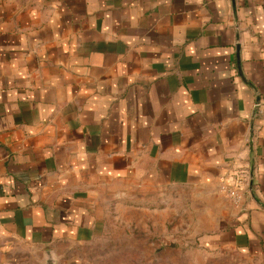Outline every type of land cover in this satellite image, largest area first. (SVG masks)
<instances>
[{"label": "crops", "instance_id": "0c3cea01", "mask_svg": "<svg viewBox=\"0 0 264 264\" xmlns=\"http://www.w3.org/2000/svg\"><path fill=\"white\" fill-rule=\"evenodd\" d=\"M171 187L196 264H264V0H0V264H86L107 197Z\"/></svg>", "mask_w": 264, "mask_h": 264}, {"label": "rangeland", "instance_id": "374dc122", "mask_svg": "<svg viewBox=\"0 0 264 264\" xmlns=\"http://www.w3.org/2000/svg\"><path fill=\"white\" fill-rule=\"evenodd\" d=\"M141 191L144 193L141 194V199L135 201L137 199L135 197L134 201L129 199L130 201L127 200L124 204H118L112 200V197L106 198L110 210V224L115 225L118 222L126 229H124V233L115 230V232L98 239L91 246L78 250L86 264L197 263L195 234L190 232L192 229L188 226L190 221L196 219L190 218L187 214V211L192 213V207H182L180 201L181 198L190 199L196 193L195 190L189 187H171L157 189L156 193L148 189H141ZM190 203L188 204L190 205ZM132 207L151 210L155 213L148 217L141 211L140 217L137 218L132 216V213H126V210ZM118 209L123 213H119L120 219L117 220L116 211ZM137 225H140L141 232L132 231L133 226ZM110 229L112 228L110 227ZM136 242H139V250H136ZM138 259H140L139 262Z\"/></svg>", "mask_w": 264, "mask_h": 264}, {"label": "built area", "instance_id": "2783aa9c", "mask_svg": "<svg viewBox=\"0 0 264 264\" xmlns=\"http://www.w3.org/2000/svg\"><path fill=\"white\" fill-rule=\"evenodd\" d=\"M226 194L234 204H238L241 201V194L237 189H228Z\"/></svg>", "mask_w": 264, "mask_h": 264}]
</instances>
